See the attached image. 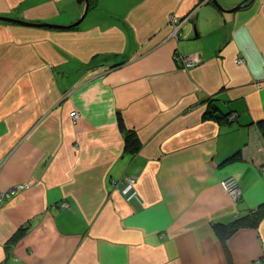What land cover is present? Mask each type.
Instances as JSON below:
<instances>
[{
    "label": "crops",
    "instance_id": "1",
    "mask_svg": "<svg viewBox=\"0 0 264 264\" xmlns=\"http://www.w3.org/2000/svg\"><path fill=\"white\" fill-rule=\"evenodd\" d=\"M217 1L245 4L89 0L70 29L0 20V264H228L213 224L264 201V0ZM83 8L0 0L34 22ZM226 243L231 264L264 256V215Z\"/></svg>",
    "mask_w": 264,
    "mask_h": 264
},
{
    "label": "trees",
    "instance_id": "2",
    "mask_svg": "<svg viewBox=\"0 0 264 264\" xmlns=\"http://www.w3.org/2000/svg\"><path fill=\"white\" fill-rule=\"evenodd\" d=\"M91 4L92 3L90 2V5ZM209 109H210V107H209ZM116 114H117L116 118H117L118 127L120 128L121 131H125L123 134V148L125 151H127L129 153L135 154L140 148V140H139L134 129H129V128L125 127L121 113L119 111H117ZM220 116L223 117L222 114ZM258 126L261 129V132L264 136V121H260L258 123ZM263 215H264V201L262 203H260L255 209L247 212L245 215H243L241 217L236 216L235 219L229 223L215 222L213 224V228H214L216 234L218 235V237L222 243V246L224 247V250L228 256V264H231V260L229 258V251H228L227 243H226L228 237L231 236L242 225L255 227ZM261 257H263V256H261ZM258 258H260V257H258ZM258 258H256V259H258ZM254 261H252V264H254Z\"/></svg>",
    "mask_w": 264,
    "mask_h": 264
},
{
    "label": "built area",
    "instance_id": "3",
    "mask_svg": "<svg viewBox=\"0 0 264 264\" xmlns=\"http://www.w3.org/2000/svg\"><path fill=\"white\" fill-rule=\"evenodd\" d=\"M187 17H185L183 20H185ZM171 20L174 22L173 23V31H172V35L174 36H177L179 34V22L178 20L176 19V17H171ZM182 21V18L180 20V22ZM200 59L198 54H189V55H185V56H182L181 57V61L184 65L186 66H190V65H194L197 63V60ZM236 63H240L242 61V58H239V59H236L235 60ZM72 116L75 117L76 116V112L73 111L72 113ZM234 117L233 114L230 115V120H232V118ZM264 170V168H263ZM126 184L124 185V187L122 188V192L124 193H128L132 188H133V185L135 183V178L133 177H128L126 178ZM18 186V189H22L26 186H28V184H25V185H22V184H19L17 185ZM221 186H222V189L227 192L233 199H238L239 196L241 195V189L240 187L238 186V184L236 183L235 179L233 177H226L225 179H223L221 181ZM62 205H66L65 202H62ZM254 264H264V256L263 257H260L258 259H256L254 261Z\"/></svg>",
    "mask_w": 264,
    "mask_h": 264
},
{
    "label": "water",
    "instance_id": "4",
    "mask_svg": "<svg viewBox=\"0 0 264 264\" xmlns=\"http://www.w3.org/2000/svg\"><path fill=\"white\" fill-rule=\"evenodd\" d=\"M78 2H84V8H83V12L82 14L79 16L78 19H76V21L70 23V24H67V25H63V24H56V23H49V22H31V21H24V20H21V19H16V18H11V17H5V16H0V20H6V21H12V22H16V23H19V24H22V25H28V26H42V27H54V28H61V29H64V28H71V27H74V26H77L85 17L86 13H87V10L89 8V0H77ZM215 5L224 10V11H228V12H231V11H234L235 9L237 8H240L243 4L245 3H238L237 5H235L234 7L230 8V9H225L223 8L217 0H212Z\"/></svg>",
    "mask_w": 264,
    "mask_h": 264
},
{
    "label": "rangeland",
    "instance_id": "5",
    "mask_svg": "<svg viewBox=\"0 0 264 264\" xmlns=\"http://www.w3.org/2000/svg\"><path fill=\"white\" fill-rule=\"evenodd\" d=\"M88 15H89V16H88ZM90 15H91V14H87V13H86V15H85L86 17H84L82 23H83V22L86 23V22L89 20V17H91ZM186 17H187V16H186ZM78 18H79V17H77V19H78ZM184 18H185V16L182 17V20H183ZM74 21H76V19H75ZM31 22H34V21H31ZM36 22H38V21H36ZM82 23H81V24L79 23L80 26L82 25ZM56 24H59V23H56ZM79 24H78V25H79ZM63 25H67V24H63ZM80 26H79V27H80ZM71 28H72V27H71ZM64 29H70V28H64ZM194 53L197 54L196 52H194ZM194 53H189V54H194ZM189 54H186V55H189ZM199 60H200V59H198L197 62H198ZM190 66H191V65H190ZM72 112H73V111L70 112V116H72V114H71ZM75 112H76V111H75ZM76 114H77V113H76ZM232 114L235 116L234 113H232ZM230 115H231V114H230ZM230 115H228V117H227L228 120H230V119H229V118H230ZM72 117H73V116H72ZM233 119H234V117L232 118V120H233ZM25 184H27V183H23L22 185H25ZM26 187H27V186H26ZM12 188H13V190H15V189L17 190V189H18V186H14V187H12ZM24 188H25V187H24ZM0 194H2V193H0ZM234 200H235V199H234ZM236 200H237V199H236Z\"/></svg>",
    "mask_w": 264,
    "mask_h": 264
},
{
    "label": "flooded vegetation",
    "instance_id": "6",
    "mask_svg": "<svg viewBox=\"0 0 264 264\" xmlns=\"http://www.w3.org/2000/svg\"><path fill=\"white\" fill-rule=\"evenodd\" d=\"M186 17V16H185ZM173 28V27H172ZM178 37V36H177Z\"/></svg>",
    "mask_w": 264,
    "mask_h": 264
}]
</instances>
